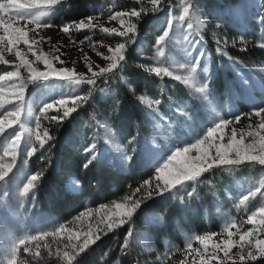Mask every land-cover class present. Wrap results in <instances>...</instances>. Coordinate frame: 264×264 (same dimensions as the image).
Segmentation results:
<instances>
[{
  "label": "rangeland",
  "instance_id": "1",
  "mask_svg": "<svg viewBox=\"0 0 264 264\" xmlns=\"http://www.w3.org/2000/svg\"><path fill=\"white\" fill-rule=\"evenodd\" d=\"M63 1L66 0H61L41 21L53 25L51 27L37 28L26 21L13 22L14 26L26 25L29 36L38 42L32 45L35 52L23 43L12 51L0 45V75L17 70L20 63L15 54L17 50L40 72L47 69L43 59L38 61L37 56L47 58L54 69L69 70L64 79L50 75L48 80L28 82L25 112L21 117L23 127L14 124L13 128L0 133V164L4 165L12 163L11 155H4L5 150L12 151L9 147L12 132L22 133L12 170L6 181L0 182V264H12V261L15 264H68L64 252L72 253L73 249L64 245L70 243V236L73 237L72 244L78 243L74 237L82 239L84 232L89 228L96 231L98 226L104 229L98 233L101 238L76 256L72 264H174L178 258L180 264H202L204 258L211 257L207 261L210 264L214 260H240L241 254L247 259L249 250L259 256L256 248L248 242L249 239H264V225L259 222V213L255 223L248 222L252 212L264 207V165L256 161L245 160L231 165L213 163L210 169L201 171L195 181H185L171 191L145 199L131 220L112 230H107V220L114 218V213L119 211L114 208L116 202L98 208H91V202H88L87 209L65 222L40 205L37 193L39 175L28 195L24 196L22 192L31 176L38 174L31 166L32 159L49 142L47 140L40 147L37 140V136L47 129L44 121L46 125L61 121L51 117L61 116L63 112V107L56 110L59 106L47 113H42L41 109L45 103L61 97L66 100V106L77 105L75 112L92 109L86 127L78 130L72 144L84 145L82 153L86 157L92 154L84 149L95 144L97 154L92 161L107 162L121 172L129 171L137 152L136 146L143 145L144 162L156 177L157 167L167 160L169 154L179 146L194 143L197 138L203 139L208 129L220 120L233 123L211 139L210 156H215L217 145H227L233 128L237 139L243 135L245 144L250 143L253 137L248 133L255 132L261 122L255 110L264 108V22L261 19L264 18V0H161L155 10L150 0H97L91 16L94 17L92 26L72 27L70 35L54 24ZM134 3L141 5L137 10H143L139 17L130 18L136 26L134 33L122 37L104 31L116 29L123 32L129 17H123L124 26L120 17H109L118 12H130L134 8H127ZM189 5L193 6L190 15L181 20L184 7ZM4 19L8 20L7 14ZM82 20L87 24L86 19ZM188 23H192V29L187 28ZM165 30L169 35L158 50L157 37ZM128 37L134 38L127 42ZM118 43H126L125 58L119 62V67L96 76L95 83H87L93 78V72L99 73L100 68L112 62L104 57L111 56L108 49H115ZM197 59L199 63L194 64ZM148 66L167 68L173 75H157ZM193 67L194 72L191 71ZM19 73L28 81L29 72L25 67L19 68ZM124 75L134 93V100L140 106L139 111L144 113L142 123L147 133L145 137L135 135L129 141H122L113 127V107L98 105L92 99L96 96L97 100L109 102L116 97L117 86L112 85L111 80L124 87ZM78 78L81 83L71 82ZM16 83L15 78L0 81L5 99L11 94L9 85ZM201 87L203 92L198 90ZM77 96L87 99L74 100ZM124 101L128 102L129 97ZM11 108L12 105H5L0 111ZM237 115L241 117L238 122L234 120ZM37 117H40L39 129L36 128ZM202 147H207V142ZM197 155L199 153L193 150L179 159L192 161ZM231 155L235 158L234 152ZM155 177L151 181L153 188L157 183L163 186ZM73 181L78 183L73 186ZM144 185L140 179L138 188L141 191L132 199L144 195L147 191L142 187ZM66 186L75 193L82 191L81 183L72 176L67 178ZM249 193L248 200H242ZM126 197L118 202L130 203L125 201ZM153 200L165 211L173 208L177 212L169 225H166L165 213L148 208L153 205ZM165 225L171 229L166 231ZM61 227L64 231H57ZM159 228L162 231L156 236L155 231ZM249 230L253 231V237L240 241V234ZM53 232L56 234L52 235ZM228 232L234 234L232 241L239 242L234 243L228 252L232 259L215 247L228 238ZM209 234L214 235L204 244L195 239ZM33 236L38 239L18 243ZM189 243L190 249L187 248ZM13 247L16 248L15 255ZM25 247L29 251L26 252ZM220 249H223L222 243Z\"/></svg>",
  "mask_w": 264,
  "mask_h": 264
},
{
  "label": "snow or ice",
  "instance_id": "2",
  "mask_svg": "<svg viewBox=\"0 0 264 264\" xmlns=\"http://www.w3.org/2000/svg\"><path fill=\"white\" fill-rule=\"evenodd\" d=\"M61 0H31V2H26V0H0V29H2L3 34L0 35V45L7 46L9 51H12L16 46L20 43H23L28 47L30 51L35 52L32 48L34 43H38L34 37L29 36V30H27L26 25L21 27L19 25L14 26V21H26L27 23H31L35 25L37 28L40 27H51L53 25L48 23H42L41 21L45 16L51 12L54 7L59 4ZM151 4L154 7V10L160 5L161 0H150ZM193 7L192 5L186 6L183 9V15L180 17L181 20H184L185 17L190 15V8ZM143 10L132 9L130 12H118L113 14L109 17V19H116L120 17V23L124 26V19L123 17H129V22L125 27L123 32L117 31L116 29H104L105 32L115 33L116 35L125 37L128 36L129 32H135V24L131 22V17H139L140 12ZM4 14L8 15V20L4 19ZM94 17H87V24L82 20L79 23L72 22L71 24L61 25V31L70 35V28L75 27L77 29H83L85 27L92 26V20ZM262 22H264V18H261ZM171 21H169V25ZM192 23L187 24L188 29H192ZM169 35L167 30L163 31L162 35L157 37L156 47L159 50L162 43L165 41V37ZM134 37H128L127 42H131ZM6 42V44H5ZM219 43V41H218ZM125 50H126V43H118L115 49L109 48L108 51L111 53V56H105V59H109L112 62L108 64L105 68H100L99 73L93 72V78L89 79L87 83H95V77L111 72L113 69L119 67V62L123 61L125 58ZM218 51H222L221 49H217ZM16 57L20 61V63L16 66V71H9L6 72L4 75H0V81L5 79L12 80L15 78L18 83L10 84L9 87L11 89V94L5 99L3 93L4 89L0 87V109H4L5 105H12V108L7 111H0V133H4L6 128L11 129L13 125H20L23 127V120L22 115L25 112V89L28 82L35 83L38 80H48L50 75H55L61 79L66 78L69 74V70L67 69H54L51 64L49 63L47 58H42L41 56H37L36 59L39 61L43 59V63L47 71L40 72L32 66V62L27 60L22 53L17 50ZM103 55V54H101ZM63 63V61H61ZM199 60L197 59L194 61V64H198ZM25 67L29 72V79L28 81L23 80L20 77L19 68ZM150 70L154 71L157 75L160 73H164L165 75L172 76L173 73L169 72L167 68H160L148 66ZM91 70V68H89ZM191 71H195V67L191 69ZM176 79H180L179 76L175 77ZM72 83L79 84L81 83V79H74L71 81ZM199 91L203 92L204 88L201 87L198 89ZM74 100H86V97H75ZM54 106L56 107L57 111H60V108L63 107V112L61 116H53L51 117L52 120H63L66 117H69L71 113L77 110V105L73 103L71 106H66V100L61 97L58 100H54L51 103H45L41 109L42 113H47L49 110L53 109ZM255 115L261 117V122L259 125L256 126L255 132H249L248 135L252 136L253 139L250 143L245 144L244 137L241 135L240 139H237V132L236 129H232L231 137L228 140L227 145H217L215 156L209 155V149L213 146L210 142L211 139L217 137V133H223L224 129L233 121L229 120H220L219 122L215 123V125L208 129L206 136L203 139L197 138L194 143L189 144L188 146H179L177 147L169 156L167 160L161 165L158 166L156 171L157 175L155 179L157 181H161V183H157L155 188L152 186L151 181H145V185L142 187H146L147 191L144 195L137 199H132V197H126L125 201H131L130 203L124 202H116L114 204V208L119 210L117 213H114V218H109L107 220V230H112L114 227L126 223L127 221L131 220L134 211L140 207L141 203L148 198H151L153 195H162L166 191H171L175 189L178 185H183L185 181H195L196 178L200 175L201 171H206L212 167L213 163H224V164H240L245 160L249 161H256L261 165H264V108H260L255 110ZM241 117L237 115L234 117L235 121H239ZM40 117L36 118V128L39 129L40 127ZM22 133L20 131H14L11 134V139L9 143V147L12 149L11 153L5 150L4 155L9 156L11 155L12 163L7 165L0 164V182H5L6 177H8L9 172H11L13 164L15 163L16 158V149L21 141ZM222 139V136L220 137ZM258 138V139H257ZM52 139V137L48 134L47 129L41 135L37 136V140L40 143V147H43L44 143L47 140ZM207 142V147H202ZM195 150L199 155H197L192 161L187 159L180 161V157L185 156V154L191 153ZM35 151V148L32 149ZM84 151L86 153H91L92 155L89 157L88 163H91L93 159L96 157V146L95 144L88 145ZM235 153V158L232 157V153ZM130 159V157H129ZM176 161L177 163H173ZM196 162H199L197 165ZM88 165L85 164V167ZM38 179L37 175H32L31 178L28 180V183L24 186L22 195L27 196L28 193L32 188L35 187L34 182ZM76 181L72 182L74 186ZM141 191V188H137L133 193H138ZM248 195H244L242 200L246 201L249 198ZM257 213H259V222L260 224L264 225V207H260L257 211L251 213L248 218L249 223H255V218L257 217ZM57 231H64V228L61 227ZM104 229L97 227L96 231H93L89 228L86 232L83 233V238L81 239L80 236L74 237L78 243L72 244L71 239L73 237L70 236V243L64 245L65 248L69 246L73 249L72 253L67 251L64 252V256L67 258L68 264H72V260L75 259L80 253L85 252L89 246L99 240L101 237L98 233L103 232ZM55 235L56 233H51ZM44 235H48L45 233ZM212 235L209 234L206 236H196L195 239L200 241L201 244H204L207 240L212 238ZM234 235L232 232H228V238L224 239L223 241L217 243L215 247L218 250H223L225 257L228 259H232V257L228 256V252L231 250L234 242L231 240V236ZM253 231L249 230L240 234V241H245L246 238H252ZM38 237H26L21 239L18 243L19 244H26L28 240H35ZM251 243L255 248L256 252L264 256V239L256 238L254 240L249 239L248 241ZM127 241H125V244ZM221 243L223 244V249H220ZM241 246V252H243V244ZM191 243L187 245V248H191ZM25 251H29L27 247H25ZM13 255L16 253V248L13 247L12 249ZM39 255V252L36 253ZM211 257L204 258L202 264H207L208 259ZM219 259V257H216ZM248 258L255 259L256 255L249 250L248 251ZM246 257L241 254L240 260H245ZM12 264H15V261H12Z\"/></svg>",
  "mask_w": 264,
  "mask_h": 264
},
{
  "label": "trees",
  "instance_id": "3",
  "mask_svg": "<svg viewBox=\"0 0 264 264\" xmlns=\"http://www.w3.org/2000/svg\"><path fill=\"white\" fill-rule=\"evenodd\" d=\"M96 5L97 0L63 1V7L54 20V24L60 27L91 17L94 14ZM140 6L139 3H134L127 9H140ZM111 84L117 86L116 97H112L107 102L97 100L96 96H93V102L104 107H113L111 111L113 114V127L116 132L118 131L117 134L122 141H129L135 135L138 138L145 137L147 133L142 123L144 113L142 114L139 111L140 106L134 100V93L127 83L126 76L124 75V87H120L115 80H111ZM126 97H129L128 102L124 101ZM91 113L92 109L75 112L61 121L49 122L50 125H46V121H44V125L47 127L48 134L52 139L49 140L45 149L36 153L31 163L32 168L39 175L37 193L40 205L65 222L70 221L74 216L87 209L88 202H91V208H98L122 201L126 195L133 197L140 179L144 182L153 181L155 177V172L144 162L143 145L136 146L137 152L128 172L116 170L104 161L94 160L88 163L89 155L86 157L82 153L84 145L76 146V144H72V139L77 138L75 135H77L80 128L84 129L86 127V120H88ZM85 164L88 166L85 167ZM70 176L77 178L81 183V192L75 193L68 190L66 180ZM223 192L222 194H224ZM156 202V200H153L151 202L153 205L148 208L165 213L166 225H169L170 220L176 218L177 212L173 208L165 211L162 205ZM170 229L169 226H166V231ZM161 231V228L157 229L155 231L156 236H159ZM180 262L178 258L174 264H180ZM210 264H264V256L259 255L255 259L247 258L243 261L214 260Z\"/></svg>",
  "mask_w": 264,
  "mask_h": 264
}]
</instances>
